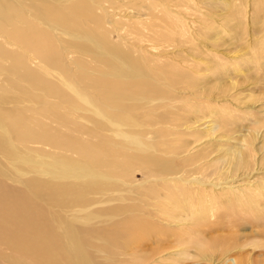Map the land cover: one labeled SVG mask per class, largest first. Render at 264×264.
Returning a JSON list of instances; mask_svg holds the SVG:
<instances>
[{"label":"bare ground","instance_id":"bare-ground-1","mask_svg":"<svg viewBox=\"0 0 264 264\" xmlns=\"http://www.w3.org/2000/svg\"><path fill=\"white\" fill-rule=\"evenodd\" d=\"M251 5L0 0V256L107 264L114 246L120 264H223L237 238L213 231L253 218L264 234V183L251 178L264 171L263 118L251 112L241 129L225 80L235 68L170 54L205 37L224 6L232 20ZM250 44L260 61L263 44Z\"/></svg>","mask_w":264,"mask_h":264},{"label":"rangeland","instance_id":"rangeland-1","mask_svg":"<svg viewBox=\"0 0 264 264\" xmlns=\"http://www.w3.org/2000/svg\"><path fill=\"white\" fill-rule=\"evenodd\" d=\"M251 2H253V5H251V7L250 6L247 7V12L246 9L243 8V11L245 13L243 12L244 14L241 16V18L239 17L238 19H232L234 20V22L231 20V18L229 19L230 16L227 14L224 7L227 10L228 8L224 6L223 8L218 10L220 16L216 15L217 16L216 20L210 17L208 22L209 24L211 23L210 25L214 26V28L211 29L210 32H207L205 37H201L200 35L196 34L195 39L191 41V43L177 46L175 47L176 52L173 51V53H170L171 55H173V58L176 62L182 61V58L185 56H188V60L192 59L196 62L200 59L201 56L210 57L212 59L213 57L214 58L218 57V59L220 58V60L225 63V67L227 66L229 70L231 68L232 69L235 68V70H230L231 75L226 76L225 80L227 82H230L232 79L237 83V87L234 89L236 100L235 99L233 100L234 103L236 102L237 103L235 107L231 106L230 108L233 110L234 109L237 110V105H238V110H241L242 113L245 112L246 115L242 114L241 111L239 113L241 118H244L245 116L248 118V121L244 120L239 122V124H244V127H241L242 130L251 126L252 123L251 121L253 120L251 118L252 117L250 114L251 112L254 113L255 117L261 116L263 118V120L261 121H264V52H263V56H261L263 58L260 61L254 60L253 59L254 56L250 54L252 53L250 52L252 51V47L250 46L251 45L250 43L252 42L254 44L256 43H259L260 45L263 44V48H264V11H262L263 13L258 12V10H256L258 8L256 5L257 2L255 1L256 2L255 3L254 0H251ZM224 11L226 12V14ZM191 13L192 14H188V19L185 21L187 22V24L190 23L191 25H193V28L198 30L197 28L198 25L194 21V17H197L198 13L196 11H192ZM259 16H263V17H259ZM218 17H221L222 19ZM227 18L229 21L233 22L231 23L228 21V25H229V26L227 25L228 27L225 26L227 24L225 23L227 21ZM212 19L217 22V25L214 23ZM230 23L232 26L230 25ZM239 24H241L242 26ZM229 30L231 31V33ZM217 36H219V38H216ZM254 39H257V41H254ZM202 42H204L208 46V51H205ZM248 47H251V49H249ZM226 52L229 53L227 54ZM176 53L177 55H175ZM242 54H244V56H242ZM240 55L242 57L239 58V60L234 59ZM206 66L207 64L204 63L200 65V67L202 68L201 70H203V72L204 70H206L205 69ZM216 80H219V78ZM184 94L186 97H189L191 95L190 90L184 92ZM250 105H254V107L250 108ZM263 125L261 126L262 128H264ZM219 141L220 140H218L217 142ZM223 141L225 140H221L220 142ZM215 150H217V148ZM254 174L253 176H255V178L251 176L252 180L254 181L257 180L258 183L263 184L264 171L261 170L255 172L254 169ZM136 175L138 177L137 179L138 180L140 179L139 181L143 180V178H141L142 177L141 174L137 173ZM195 176H200V175L199 173H197ZM261 205H263V201H261ZM34 207L41 210V208L36 203H34ZM252 219L253 218L248 219L247 222L243 223L235 230H228L226 228H221V230L217 229L216 231H213L214 233H217L216 235L222 236L224 234L226 235L230 234V237L233 235L236 236L237 238L236 240L238 244L234 245L231 248L230 252L228 251L225 254L223 258L224 261L222 262L221 260L220 261L221 263L226 264L227 262L225 261L227 260L229 261V263L234 264L235 263L234 257H237L241 259L243 264H264V247H262L263 245H259L260 247L256 246L254 248H252L251 246L252 242L259 241V239H262L264 237V234L262 232L263 227L259 226L257 224V221L254 222ZM42 220H44V218ZM147 244L148 247H151V245L153 246L152 243L147 242ZM235 247L236 249H234ZM111 254L114 255L112 256ZM116 255H119L120 258L124 257L121 251H117L116 247L113 246L109 249L108 252L103 253L100 260L106 261L107 264L109 263L120 264V261L117 259ZM166 260H164L163 263L160 264H196L195 263L196 259L194 258L182 262H175L173 259H166ZM0 264H11V262L8 260V258L4 256H0ZM199 264H204V263H199Z\"/></svg>","mask_w":264,"mask_h":264}]
</instances>
